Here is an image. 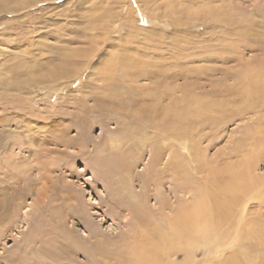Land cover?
<instances>
[{
  "label": "rangeland",
  "instance_id": "1",
  "mask_svg": "<svg viewBox=\"0 0 264 264\" xmlns=\"http://www.w3.org/2000/svg\"><path fill=\"white\" fill-rule=\"evenodd\" d=\"M263 43L264 0H1L0 264H52L67 256L64 246L77 252L70 264H89L82 255L94 244V237L87 240L93 233L102 235L105 248L128 244L129 237L121 236L131 233L130 208L139 209L141 194L152 213L146 207L139 212L148 216L161 197L179 207L172 193L179 183L164 170L173 149L183 153L189 140L197 139L193 150L202 151L195 159L200 165H209L207 159L224 180L232 172L251 185V170L264 174V164L250 166L264 153L256 145L264 140V111L228 120L223 128L198 130L187 121L188 137L171 139L148 124L133 125L125 104L144 101L150 92L166 107L190 105L188 93L177 88L184 79H177L182 73L186 80L197 78L200 68L218 82L219 71L230 67L264 78ZM232 77L223 82L233 84ZM156 82L167 83L168 93ZM100 99H114L118 107L102 112ZM154 145L164 147L163 157L151 167ZM163 176L172 184L157 181ZM223 195L229 214H218L219 224L207 217L195 225L196 233L207 227L209 234L228 232L230 250L255 255L240 208Z\"/></svg>",
  "mask_w": 264,
  "mask_h": 264
},
{
  "label": "bare ground",
  "instance_id": "2",
  "mask_svg": "<svg viewBox=\"0 0 264 264\" xmlns=\"http://www.w3.org/2000/svg\"><path fill=\"white\" fill-rule=\"evenodd\" d=\"M30 5L28 4L26 8H29ZM24 8L25 7L22 6L20 9ZM232 68H228L227 71L223 68V70L221 69L219 72L223 75V78H221L223 80L229 79L235 75L232 77L234 78L233 84H229V82L227 83L225 81L223 82V80L218 82L220 79L213 77V72L209 71V74H206L207 71L201 68L196 71L197 78L193 77L191 80L185 79V73H182L183 77L179 74L180 78L177 79V81L184 79V82L180 83L181 85L177 86V88H181L182 92H187L188 94H184L186 95L185 100L189 99V102H192L190 105L184 107L179 108V106H176L177 104L174 105V107H166L159 103L160 98L158 96H156L157 102L155 103L153 101L155 98H150L149 91L147 97L145 99L143 98L144 101L141 98V100L137 99V97L127 101L125 107L130 109L133 113L131 116L133 125H139L137 122L148 124L154 134L157 133L154 131L158 130L162 133V137L174 139L178 136L188 137V133L185 131L187 127L185 124L187 121L193 123L196 128L200 127L201 129L208 125H213L217 128L222 125L223 128L228 120H243L249 113L261 115L264 111V78H260L255 70H253L254 72L246 71L245 73H239L235 68ZM149 71L150 70L145 71V74L149 73ZM148 76L151 77L150 73ZM201 78L209 80V82H200ZM193 81L198 85L195 91L189 88V84ZM197 81H199V84ZM172 84L175 83L173 82ZM155 85L163 89H165L164 87H166V89L168 87L167 83L164 82H156ZM166 89L165 92H167ZM216 90H219L218 94H216ZM153 94L154 93L151 95L152 97L154 96ZM169 95L171 96L172 94L170 93ZM98 101L99 108L102 112L111 109L115 110L114 108L118 107L114 99H111V101L109 100V102L104 99ZM175 102L183 105V101L176 100ZM204 102H206V104ZM212 112L217 114L214 116L209 115V113ZM263 117L264 114L260 119L263 120ZM196 140H189L192 144L190 143L187 150L183 151L181 154L179 153V149L177 150L178 153L176 149H173V153L176 154L171 156L170 161H168L169 163H167L166 170H164V172H167L168 177L169 174L170 176H174L179 183L177 186L178 189L174 187V190H172V193H175L179 198L176 201L179 202V207H175L177 205V203L175 205V201L169 203L165 198H158V207L154 208V215L151 214L153 215V221H150L149 218L151 215H146L143 209V211L140 210L139 212L141 207H146L148 210L152 208L145 206L148 201V196L141 194L139 203H141L142 200L145 205L141 203L139 209L134 207L130 208L133 213L130 219L131 233H125L121 236L129 237L128 244H126L127 242L125 241L126 243L122 247L111 244L113 246L112 248H105V244L103 245L102 243L103 238L100 237L102 235L100 233L91 234L90 237H87V240L90 241L91 238L94 237V244L90 246L89 250L85 248L84 254L82 255L87 257L89 264H264V174H253L252 170L251 173L248 171L254 179H252L253 182L251 181V185L249 184L248 186L244 185L246 181H244L241 174L234 176L232 172H229L227 176L224 175L227 178L225 181L220 173H214L217 169L212 163H209L207 159L204 160L209 164L207 166L204 164L202 165V163L201 166L198 160H195L196 158L198 159V156L201 157L202 153V151L196 147L195 150H193L194 143H197ZM255 142L257 141H251V146H255ZM256 145L264 147V140L259 143L257 142ZM154 146L153 151L155 154L151 157V167L158 165L161 160L160 158L163 157L161 156V150L164 147L162 145ZM120 162H122V160H120ZM250 164L252 169L264 164V153L254 158ZM165 179L166 177L163 176V178L160 177L157 181L160 183H167L169 180ZM182 181L183 184L181 183ZM187 182H191L192 185L189 187ZM169 183L172 184L171 180ZM216 184H218V186ZM223 194L229 196L230 203L234 207L237 206L240 208L239 211L242 213L240 220L243 223L238 219L239 221L234 230L235 233L238 234L240 223L245 224L247 230L249 228L257 247L255 255L246 253V250L243 252L239 247V250L235 248L230 250L225 244L226 240H224L228 237V232H224L221 235L216 234V232L209 234L210 229L208 230L207 227V230L196 233L197 229H194L195 225H201L211 220L219 224L217 220H222V218H214L219 216L218 214L223 218L229 214L227 208L231 205L226 203V206H224L220 201V198H225ZM204 195L207 196L208 199H206ZM204 198L208 202L207 205L204 204ZM139 203H136V205L138 206ZM131 205L129 207H131ZM197 206H199V209H197ZM246 209L247 214L249 211V217H247V214L245 217L244 213ZM215 211L216 214L214 216ZM150 212L152 213L151 210ZM207 217L210 218L208 221L206 220ZM224 220H227V218ZM132 241L135 242L132 243ZM63 248L65 253L68 252L66 254L67 256H56L52 264H70L69 260L77 253L75 251L76 253L74 254L71 247L67 248L64 246ZM217 255L218 257L216 258ZM182 257L183 259L181 260ZM52 258H54L53 255Z\"/></svg>",
  "mask_w": 264,
  "mask_h": 264
}]
</instances>
